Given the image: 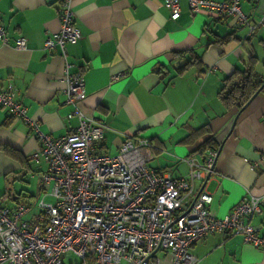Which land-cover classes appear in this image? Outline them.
Instances as JSON below:
<instances>
[{
  "label": "crops",
  "instance_id": "1",
  "mask_svg": "<svg viewBox=\"0 0 264 264\" xmlns=\"http://www.w3.org/2000/svg\"><path fill=\"white\" fill-rule=\"evenodd\" d=\"M163 1H72L80 37L67 44L66 60L70 71L83 73V108L106 124L102 146L108 154L118 151L128 133L146 137L152 153L148 165L173 177L187 174L182 158L203 162L216 149L213 168L194 181V189L212 194L209 211L217 217L246 194L260 196L261 210L250 220L262 232L264 92L241 109L225 107L217 92L226 75L244 66L246 39L257 56L254 69L264 76V27L248 34L246 26L206 11L191 12L186 0H180V15L171 19ZM59 6L60 0H0V19L10 39H26L24 49L0 44V87L12 82L27 115L55 137L77 122L64 117L70 106L63 102L60 50L43 47L45 37L59 28ZM240 7L252 22L262 8L247 0ZM220 37L225 39L217 42ZM189 50L199 63L180 69L191 58ZM209 139L210 147L203 150L200 146ZM38 147L32 130L0 106V196L6 204L33 203L38 197L45 163L30 157ZM189 251L196 264H264V247L245 243L239 233H210Z\"/></svg>",
  "mask_w": 264,
  "mask_h": 264
},
{
  "label": "built area",
  "instance_id": "2",
  "mask_svg": "<svg viewBox=\"0 0 264 264\" xmlns=\"http://www.w3.org/2000/svg\"><path fill=\"white\" fill-rule=\"evenodd\" d=\"M73 0H60L59 28L49 33L43 47L57 46L63 60L65 118H76L71 130L52 136L39 129V121L26 113L8 81L0 87V106L27 125L39 141L30 155L42 160L41 191L33 203L6 204L0 196V264H64L67 251L75 264H196L189 251L195 241L213 232L239 233L245 243L264 247V231L251 223L261 210V197L244 195L222 217L210 213L212 194L195 190L194 181L212 169L216 149L203 162L182 158L185 176L148 165L152 157L148 138L128 133L115 154H108L102 140L106 124L83 108L86 96L82 71H70L67 44L80 33L74 25ZM193 13L206 11L251 34L264 27V0L252 22L240 7L242 0H186ZM169 17L180 15V0H164ZM0 44L24 49L26 39H10L0 19ZM52 197L46 201L45 197ZM159 252V254H158Z\"/></svg>",
  "mask_w": 264,
  "mask_h": 264
},
{
  "label": "trees",
  "instance_id": "3",
  "mask_svg": "<svg viewBox=\"0 0 264 264\" xmlns=\"http://www.w3.org/2000/svg\"><path fill=\"white\" fill-rule=\"evenodd\" d=\"M224 39L225 37H220L216 41L221 42ZM245 42H247L248 47L247 60L244 66L241 68L236 67L230 74L226 75L222 79V85L217 92L219 99L227 108H231L232 106L240 108L252 97V95L258 89L259 92H264V76L259 75L254 69V65L257 62V56L252 50V44L250 43V40L246 39ZM188 52L191 53V58H189L185 65L180 69H183L185 66L192 64L194 61L196 63H199L197 55L193 53V51L189 50ZM210 141V139L207 140L200 147L203 150L207 147H210ZM5 151L9 152L10 149L5 148Z\"/></svg>",
  "mask_w": 264,
  "mask_h": 264
},
{
  "label": "rangeland",
  "instance_id": "4",
  "mask_svg": "<svg viewBox=\"0 0 264 264\" xmlns=\"http://www.w3.org/2000/svg\"><path fill=\"white\" fill-rule=\"evenodd\" d=\"M39 178V177H38ZM46 201H52V197L46 196L45 197ZM159 254V252H158ZM78 262V257L72 252V251H67L66 257L64 259V264H75Z\"/></svg>",
  "mask_w": 264,
  "mask_h": 264
},
{
  "label": "water",
  "instance_id": "5",
  "mask_svg": "<svg viewBox=\"0 0 264 264\" xmlns=\"http://www.w3.org/2000/svg\"><path fill=\"white\" fill-rule=\"evenodd\" d=\"M182 62H183V61H182ZM177 65H178V64H177ZM258 91H259V89H258L253 95H255ZM253 95H252V96H253ZM246 103H247V102H246ZM246 103H245V104H246ZM245 104H244L243 106H245ZM243 106L240 107V109L243 108ZM236 117H237V115L234 116V119H233V121H232V125H231V127L234 125V122H235ZM219 149H220V147H219L217 150H219ZM212 168H213V164H212ZM202 188H203V187H201L199 190H201Z\"/></svg>",
  "mask_w": 264,
  "mask_h": 264
}]
</instances>
